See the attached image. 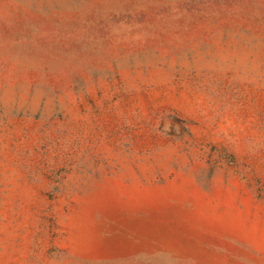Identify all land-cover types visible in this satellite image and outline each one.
Segmentation results:
<instances>
[{
  "label": "rangeland",
  "instance_id": "1",
  "mask_svg": "<svg viewBox=\"0 0 264 264\" xmlns=\"http://www.w3.org/2000/svg\"><path fill=\"white\" fill-rule=\"evenodd\" d=\"M0 264H264V0H0Z\"/></svg>",
  "mask_w": 264,
  "mask_h": 264
}]
</instances>
